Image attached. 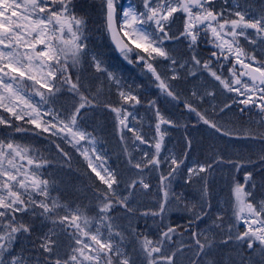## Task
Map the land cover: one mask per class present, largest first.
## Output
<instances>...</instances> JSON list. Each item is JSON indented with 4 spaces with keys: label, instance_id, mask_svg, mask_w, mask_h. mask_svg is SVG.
<instances>
[{
    "label": "snow or ice",
    "instance_id": "snow-or-ice-1",
    "mask_svg": "<svg viewBox=\"0 0 264 264\" xmlns=\"http://www.w3.org/2000/svg\"><path fill=\"white\" fill-rule=\"evenodd\" d=\"M0 264H264V0H0Z\"/></svg>",
    "mask_w": 264,
    "mask_h": 264
},
{
    "label": "rangeland",
    "instance_id": "rangeland-1",
    "mask_svg": "<svg viewBox=\"0 0 264 264\" xmlns=\"http://www.w3.org/2000/svg\"><path fill=\"white\" fill-rule=\"evenodd\" d=\"M179 183H181V184H182V183H183V181H180Z\"/></svg>",
    "mask_w": 264,
    "mask_h": 264
},
{
    "label": "trees",
    "instance_id": "trees-1",
    "mask_svg": "<svg viewBox=\"0 0 264 264\" xmlns=\"http://www.w3.org/2000/svg\"><path fill=\"white\" fill-rule=\"evenodd\" d=\"M181 222H183V221H181Z\"/></svg>",
    "mask_w": 264,
    "mask_h": 264
}]
</instances>
